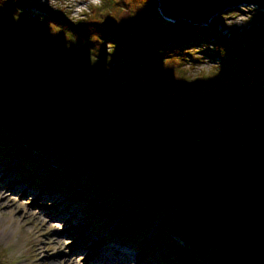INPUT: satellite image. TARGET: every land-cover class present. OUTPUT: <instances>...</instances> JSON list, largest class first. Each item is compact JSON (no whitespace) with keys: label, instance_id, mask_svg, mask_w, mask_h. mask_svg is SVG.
Segmentation results:
<instances>
[{"label":"trees","instance_id":"1","mask_svg":"<svg viewBox=\"0 0 264 264\" xmlns=\"http://www.w3.org/2000/svg\"><path fill=\"white\" fill-rule=\"evenodd\" d=\"M30 5L27 0H0V26L17 48L11 50L0 39V88L13 93L35 118L39 114L21 98L23 92L26 96L46 97L52 93L81 101L102 114L112 112L114 115H107L111 120L115 115L124 116L131 123L130 127L127 124L129 128H122L130 142L137 145L142 141L150 153L162 151L175 162L179 155L188 158H181L188 167L175 169L176 180L164 171L163 178L167 176L179 187L173 196L182 193V206L187 198L203 207L204 213L219 215L199 224L208 234L199 236L196 231L197 238L187 236L184 227L174 224L177 222L162 221L152 234L156 241L151 253L170 252L165 255H169L170 264H203L206 237L229 232L238 243L246 245L243 249L234 244L231 253L243 249L244 254L238 253L227 261L232 246L222 244L229 238L219 239L220 248L217 246L212 253L214 264H264V54L255 45L237 41L236 31L223 35L217 29L221 20L212 21L204 29L170 23L159 13L156 0H104L79 22L40 8H36L40 16L30 17ZM251 30L252 27L244 29L241 36L254 42L264 39ZM54 61L64 64L81 87H72L75 91L66 88L67 80L63 79L57 87L50 84L58 78L52 67ZM206 62L212 64L206 73L169 79V67L184 70L185 66L194 68ZM145 66H154L156 71L145 74L149 69ZM110 72L115 73V80L107 76ZM142 74L153 81L150 87L124 82L127 77ZM0 107L7 115L0 116L2 157L15 160L22 174L36 178L37 184L46 182L62 197L108 204L101 215L111 220L119 218L117 224L128 228L124 235L134 240L137 236V243H142L150 217L140 215L144 210L134 214L133 204L128 201L129 190L120 187L121 183L114 186L118 188L116 192L104 190L100 182L95 186L80 185L79 176L74 175L79 169L61 167L59 153L47 165L44 158L49 160L50 154L37 142L38 133L34 130L24 136V126L12 120L1 103ZM183 119L206 128L182 130L179 123ZM215 130L221 133L220 138L210 134ZM151 138L161 141V147H153ZM137 149L142 150L138 145ZM242 173L249 176L248 193L240 192L230 181ZM142 174L131 173L132 184L139 176L138 186L146 187ZM61 186L64 195L60 193ZM77 187L84 194L76 191ZM191 207L184 206L185 214L191 215ZM180 217L179 214L177 219ZM252 254L256 261H251Z\"/></svg>","mask_w":264,"mask_h":264},{"label":"rangeland","instance_id":"2","mask_svg":"<svg viewBox=\"0 0 264 264\" xmlns=\"http://www.w3.org/2000/svg\"><path fill=\"white\" fill-rule=\"evenodd\" d=\"M27 1L31 4V8H29L27 12L30 17L37 15L40 16L41 14L37 11L39 9L36 10V8H40L47 9L52 14L63 17L66 16L72 21L79 22L91 14L93 6L102 5L104 0ZM257 9L258 8L253 5H242L233 12L228 11L217 15L212 18L211 23L212 21L219 22L221 20L222 23L218 24L217 29L223 35L229 36L230 32L236 31L238 33L236 36L237 41L244 42L245 45H249L250 47L255 45V47L264 54V39L261 42H254L253 40H248L244 36H241V33H244V29L249 30L252 27L251 31L253 33L262 34L264 37V13H262V10ZM145 67L146 69L149 68L148 66ZM211 67L212 64L209 62L194 68L185 66V68H183L184 70H177L175 67H169V79L176 81L179 79L181 80V77L184 76L192 78L197 72H208ZM155 71L156 67L151 66L145 74L153 73ZM145 74L140 75L141 77H127L124 79V82L129 85L138 84L140 87H150L153 81L145 77ZM118 75H120V73ZM107 76L110 80L116 79L115 73H107ZM57 79L61 80L59 77ZM68 80L64 87L74 91L76 89L72 87H81L80 83L72 78V73ZM11 94L15 96L13 93ZM21 95L23 96L21 98L24 99L27 104L32 106L34 112L39 114V117L35 118L31 126L23 125V135L27 136L28 133H31L34 130L38 133V135L35 136L37 142L42 144L41 146L46 148L48 154H50L49 160L44 158L47 165H49L52 162V158L56 157L59 153L58 155L60 157L58 156L59 159L57 158V160H59L61 167L66 166V168L69 167L73 170L75 168L79 169L74 175L79 176L80 185H89L90 183L95 186L96 183L100 182L104 190L116 192L118 188L114 186L120 185L121 183L120 187L124 186L126 191L129 190L128 201L130 204H133L134 214L137 216L139 215L140 210H144L146 212L145 217H150V223L147 225L148 231L142 237V243L140 244L137 243V236L135 240L133 236L132 240H128V237L123 238L122 236H127L124 235V232L121 235L122 232L119 234L108 232V228H105L106 230L103 229L102 231L98 229V227L91 229L88 233H91L93 238H95L90 246L93 253L100 246L105 248L102 244V239L107 243L112 241H130L136 247L138 253L144 254L142 264H170L171 259H169V255L165 258L166 253L169 254L170 252L155 250L151 253L156 241L151 238L152 233L162 221H165L166 224H171L170 221L177 222L174 224H179L184 227V230L189 237L196 236L194 234L196 231L199 232V236H201V234H208L207 232L202 231H206V229H203L199 224H205V221H213L214 215H219V213L216 212L213 216H210L208 213H204L205 211L203 210V207L199 208L196 201L193 203L192 200L186 198L185 200L187 203L185 205H191L192 210L190 212L191 215L185 214V205L182 206L180 203L182 199L181 197L183 196L182 193L179 191V195L173 196L174 189L175 191H178L179 189V187L174 184V180L178 177V175L175 176V171L186 170L188 167V165L186 163L184 164L181 160V158L188 159L185 155L177 156V162H175V160L172 161V158L165 156L162 151L156 153L152 151V153H150L148 146H146L144 142L142 143V141L136 142V144L142 149V152L139 151L137 145L132 141L130 142V139H126L129 137H127V134L123 133L122 128H129L131 124L129 123L130 120L124 116L115 115L114 120H111V117H108L107 115H114L112 112H104L102 114L97 110L94 111L93 108L89 107L84 102L75 101L68 97H58L52 93L47 94L46 97H35L33 95L26 96L24 92ZM49 95L57 97L60 104L55 105L50 100L48 101L47 97H49ZM15 98L19 101L16 96ZM0 116H7L6 111L3 110L2 107H0ZM131 121L134 122L133 120ZM16 123L18 122L16 121ZM127 124H129V127ZM179 124L181 129L185 131L194 132L203 130L201 126L206 128L199 122L196 125V123H191L184 119ZM211 132L212 133L210 134L213 135L214 138H220L219 136L221 133L218 130ZM156 139L157 138H151L153 147H161L162 142ZM141 143L145 145V148L141 146ZM3 170H5V168H3ZM18 171H20V169L16 165L9 164L8 172L11 177L7 175L4 177L3 174H0V181L2 180L3 183L12 181L21 182L22 177ZM163 171L174 175L173 183L166 179L167 176L163 178ZM134 172L143 173L142 177L144 178L142 179L144 181L142 182L146 187L143 188L142 185L140 187L138 186V183L141 184L139 176L136 183L132 184L133 178L130 174ZM147 183L153 186L150 187ZM41 186L44 187L46 184H42ZM51 191L53 192L51 201H59V205H47L45 202H40L38 205L39 208L36 209L31 206L36 200V196L29 195L25 198L13 196L17 204L11 206L8 199H6V195L3 196L4 194H0V264H77L76 261L69 256L68 249L66 247L62 248V246L58 244V237L62 231V229L59 230L61 228L60 223L51 222L46 219L45 215L50 211L57 216L68 212V214H65V220L73 219L76 216L79 218L81 217L82 219H91L99 213V215H101L103 207L109 205L104 203L103 206V203L99 201L95 203L90 202L87 198L84 199V202H77L76 200L74 201L72 197H68L67 201L72 200L75 203L74 205H76L75 211L72 209L68 211L73 203H69L68 206L64 205L65 200L61 202L63 197L56 191ZM78 192L84 194L83 189H79ZM237 198H239V196H237L236 199ZM242 205L246 206V203ZM40 207H43L45 210L40 211ZM48 209L50 211H48ZM32 212L38 214L41 212V217L35 216ZM84 212L87 218L83 216L82 213ZM88 212L91 216H88ZM69 213H71V215H69ZM179 214L181 217L177 219ZM203 218L205 220H202ZM117 220H119V218ZM216 222H219V219L215 220V223ZM54 223L57 224L56 232L49 227L50 224L55 225ZM190 225H193V227L189 228ZM124 227H126V225ZM77 229L78 225L76 224L74 227H71V235H73ZM127 229L125 232H128ZM200 231L202 233H200ZM92 232H94V234ZM86 235L88 236L89 234L86 233ZM197 237L198 236H196V238ZM224 238L229 239L222 244L228 245L229 248L232 246V249L230 248L229 251L230 255L228 259H233L234 255H237L238 253L239 255L241 253L244 254V251L242 250L246 245L241 243V241L238 243L237 238H233V235L229 232L213 236L212 238L207 236V240L204 241L206 257L204 258L205 261L203 264H214L215 261L212 260V253L217 246L220 248L218 243L219 239L223 240ZM55 239L57 240L56 244L54 243ZM93 244L95 246H93ZM234 244L237 248L242 246L243 249H237L238 252L231 253L232 250H234ZM70 245L71 242L66 244V246ZM95 247L97 248L96 250H94ZM262 253L264 254V252ZM252 255L251 261H253V259L256 261L255 255ZM85 256H88L89 258L93 255L91 252Z\"/></svg>","mask_w":264,"mask_h":264},{"label":"bare ground","instance_id":"3","mask_svg":"<svg viewBox=\"0 0 264 264\" xmlns=\"http://www.w3.org/2000/svg\"><path fill=\"white\" fill-rule=\"evenodd\" d=\"M17 122L19 124H21V122H19V121H17ZM9 164L12 165V163L6 157H2L0 155V174H3L4 177H5V175L11 177L10 173L8 172ZM13 165L14 166L16 165L19 168V166L15 163V161L13 162ZM22 167H23V169H26V167H24L23 165H22ZM3 168H5V170H3ZM21 172H22L21 170L18 171V173H20L21 177H22L21 182L12 181V182L3 183L2 180L0 181V184H1L0 194L1 195L4 194L3 196L6 195V199H8L11 206H14L15 204H17V202L14 200L13 196H16V197L19 196V198H25L29 195L36 196V200L31 205L35 209L39 208L38 205L40 202H45L47 205H54V206L59 205V201H51V197H53V192L51 191L52 188L49 187L46 182L37 184L35 182L36 178L31 177L29 175H24ZM237 175H240V174H235L232 177V179H230V181L232 183H233V180L235 179V177ZM245 178L246 177L242 178V176H241V183H239V184L243 185ZM42 184H46V186L42 187L41 186ZM247 184H248V188L250 190L249 176L247 178ZM47 188H48V190H47ZM237 188L240 190V192H243L239 186ZM78 190H79V187L76 188V191H78ZM64 191H65L64 187L61 186L60 187V193L62 195H64ZM67 198L68 197L65 198L63 196V199L61 200V202L63 200H65L64 205H67V206L69 203H73L71 205V207L68 209V211H70L71 209L75 211V208H76V205H74L75 203L72 200L67 201ZM45 203H43V204H45ZM230 208H233V207L231 206ZM39 210L43 211L45 209L43 207L42 208L40 207ZM48 211H50V210L48 209ZM66 213L68 214V212H65L64 214L62 213L61 215L57 216V215L51 213V211H50L45 216H46V219L50 220L51 222H56L58 224L60 223L61 228L59 230L62 229V231L60 233V236L58 237V239H59L58 244L60 246H62V248L66 247L68 249L69 256L73 260H75L77 264H127V263L142 264L143 263V255L144 254L138 253L136 247L130 241H124V242L112 241L110 243H107V242H105L104 239H102L101 241H102L103 246H105V248H103L99 244L100 247H98V249L95 247L94 250H96V249L97 250L93 253L92 248L90 246H91V244L95 238H93L92 234L88 233V232L91 229L98 227L101 231L105 228H108V230H107L108 232L113 233V234H119L120 232H125V230H126V228L122 224H119V223L117 224L114 220L107 219V218H105L99 214L96 215L94 218H91V219H85V218L82 219L81 217L79 218L78 216H76L73 219L65 220V214ZM233 213L238 214V211H235V209H234ZM33 214H35V216L41 217V212H40V214H38V213H33ZM69 215H71V213H69ZM83 216L86 217L85 214H83ZM56 223H54L56 226L51 225V224L49 225V227L54 232L57 231V229H56L57 224ZM75 224L78 225V229L75 231V233L73 235H71L70 228L74 227ZM71 225H73V226H71ZM118 225L120 227H118ZM58 228H59V225H58ZM86 233L89 235L87 236ZM92 233L94 234V232H92ZM122 237L123 238L128 237V240H132L131 236H122ZM68 242L69 243L71 242L70 246H66V244ZM54 243L55 244L57 243L56 239L54 240ZM73 246H75V247H73ZM93 246H95V245L93 244ZM91 252L93 255L92 257L88 258V256L87 257L85 256L86 254L91 253ZM82 257H83V259H82ZM225 259L227 261L230 260L228 258H225ZM207 262H209V261H207Z\"/></svg>","mask_w":264,"mask_h":264},{"label":"water","instance_id":"4","mask_svg":"<svg viewBox=\"0 0 264 264\" xmlns=\"http://www.w3.org/2000/svg\"><path fill=\"white\" fill-rule=\"evenodd\" d=\"M157 2L158 11L165 20L172 24L177 22L188 23L202 29L210 25L212 18L228 11L233 12L242 5H253L260 10H264V0H157ZM0 39L11 50L17 51L14 42L1 26ZM52 67L57 77L63 80L70 78L71 72L64 64L54 62ZM60 82V79H57L50 83L57 87ZM49 100L55 105L60 104V101L53 95H49ZM0 103L6 107L12 120L19 121L24 126H31L33 124L35 116L23 107L11 94L2 89H0ZM141 146L144 147L145 145L141 143ZM241 176L242 178L246 177L243 185L239 184L241 183ZM247 178L248 174L242 173L237 175L233 180L234 185L239 186L244 193L249 192ZM241 203H244V201L242 200ZM235 211L237 210L235 209Z\"/></svg>","mask_w":264,"mask_h":264},{"label":"built area","instance_id":"5","mask_svg":"<svg viewBox=\"0 0 264 264\" xmlns=\"http://www.w3.org/2000/svg\"><path fill=\"white\" fill-rule=\"evenodd\" d=\"M257 8V7H256ZM258 10V9H257ZM262 13H264V10H262Z\"/></svg>","mask_w":264,"mask_h":264}]
</instances>
